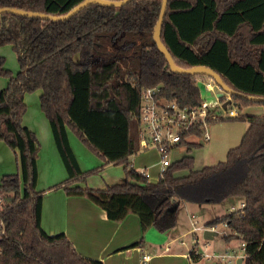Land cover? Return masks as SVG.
<instances>
[{
	"label": "trees",
	"instance_id": "1",
	"mask_svg": "<svg viewBox=\"0 0 264 264\" xmlns=\"http://www.w3.org/2000/svg\"><path fill=\"white\" fill-rule=\"evenodd\" d=\"M83 1L0 0V8L62 16ZM160 8L161 0H132L119 8L90 5L61 22L0 16V47H12L19 67L12 75L0 58V76L7 78L0 91V142L16 155L19 171L0 180L5 200L0 264H102L81 256L63 233L48 235L41 227L39 142L22 125L24 97L35 90L41 91L40 109L67 173L62 185L68 196L87 198L111 221L134 214L143 233L152 226L171 230L184 204L240 199L243 207L205 226L224 222L229 234L222 238L244 243V264H264V116L240 117L248 123L246 132L215 165L194 169L189 154L198 143H182L187 155L172 162L157 182L130 162L138 148L140 90L158 86L160 97L192 108L201 103L196 82L210 81L169 72L152 40ZM161 42L177 66L208 67L233 91L264 98V0H167ZM231 99L240 110L264 108V102ZM68 129L105 165H122L124 181L104 189L73 186L86 173L70 148ZM189 254L199 260L192 250Z\"/></svg>",
	"mask_w": 264,
	"mask_h": 264
},
{
	"label": "crops",
	"instance_id": "2",
	"mask_svg": "<svg viewBox=\"0 0 264 264\" xmlns=\"http://www.w3.org/2000/svg\"><path fill=\"white\" fill-rule=\"evenodd\" d=\"M26 96L27 94L24 97V102L26 100ZM258 107L259 108H252V111H248L249 114L264 116V108L260 106ZM22 125L33 132L35 136H37L40 143V150L38 152L36 161L38 173L36 190L42 195L41 227L48 235L63 233L81 256L98 260L102 264H143L141 259L143 254H148L150 256V260L147 262V264H151L154 257L161 256V252L164 254H173L170 247V242L167 241V239L161 244H153L150 241L144 240L143 234L145 232H142L139 219L136 215L128 214L120 221H111L106 217V213L102 209H100L87 198L68 196L64 191V186L62 185L67 179V173L56 150L48 121L46 118L43 119L42 117H38L37 121L32 120L27 118L26 114ZM247 128L248 123L245 122V126L243 127L244 133L246 132ZM67 137L70 148L76 158L79 168L82 170V172L86 173L84 181H77L73 184V186L88 187L91 189H104L107 186L120 184L124 181V178H117L115 181L108 182V180L112 179V177L106 172L101 174L103 177L102 181L99 183L91 180V178L86 179L90 168H84V170L81 168L80 156L74 150V145L75 147H79L80 151H83L88 155L90 152L69 129L67 130ZM236 140L237 138L234 137L233 141ZM198 144L203 146L201 143ZM180 147L178 146L176 148ZM176 148L170 151L169 158L171 152L174 153ZM191 152L189 155L194 160L195 157L191 154ZM185 155H187L186 150ZM14 157L16 168L18 169L15 154ZM179 157L176 159L179 160ZM220 159L222 161L225 160L223 156H209V162H207L205 157L204 163L200 164L198 167L196 165L195 170L222 162ZM170 161L172 163L177 160L170 159ZM130 162L133 168L137 171L132 161ZM147 166L148 165H143L144 168ZM151 181L156 182L157 178L154 180L151 179ZM210 221L212 220H206V223ZM140 240H142L141 244L136 247L131 246ZM231 241H225V246L218 251L224 252L228 248L234 249V247L231 246ZM208 242H210V240H208ZM167 248L168 250H166ZM189 252L185 255L188 260L192 261L193 263L201 262L200 259L193 261L190 258ZM206 262L208 264H217L215 262Z\"/></svg>",
	"mask_w": 264,
	"mask_h": 264
},
{
	"label": "rangeland",
	"instance_id": "3",
	"mask_svg": "<svg viewBox=\"0 0 264 264\" xmlns=\"http://www.w3.org/2000/svg\"><path fill=\"white\" fill-rule=\"evenodd\" d=\"M0 58H3L4 68L9 70L12 75H15L18 72V64L16 60V55L11 46L5 45L0 47ZM207 82V81H206ZM7 85V78L0 76V90ZM41 91L35 90L31 93H28L26 96V112L22 117V123L25 115L27 118L36 120L38 117L45 119L41 109H40V96ZM221 93V91L214 88L213 92H208L205 90L204 86L200 84V96L202 100L212 102L215 99V95ZM226 95V94H225ZM225 97V96H224ZM242 114H249L252 108H259L258 106H249L247 108H242L241 110L236 107ZM252 111V110H251ZM209 128L211 131V138L208 142H201L197 138H192L188 140V143H201L203 146L196 147L192 149L191 154L194 155V169L204 163L205 157L207 162H209V156L222 157L225 159V155L229 148L237 146L240 143L242 135L244 133L243 127L245 126V121L240 120L239 118L225 120L221 122H216L211 124ZM242 127V129H241ZM237 138L236 141L233 139ZM37 138V136H36ZM38 140V138H37ZM39 142V140H38ZM235 142V143H234ZM230 144V145H229ZM236 144V145H234ZM79 147H75L74 150L80 156L81 168H90L87 173V177L91 180L99 183L102 181L101 174L109 173L112 179H109L108 182L115 181L117 178H124V170L122 165H105L104 161L93 154L91 151L90 154H86L83 151L79 150ZM87 149V148H86ZM40 150V143H39ZM186 146H181L176 148L174 153L171 152L170 159L178 160L185 155ZM39 152V151H38ZM175 158V159H173ZM158 160V156L153 152L146 153H137L130 158L134 167L140 171L145 170L143 165H148L145 170L149 175L150 179L154 180L157 178L159 173L158 167L155 166V163ZM220 161H222L220 159ZM97 166V167H96ZM96 167V168H95ZM16 168L14 152L9 149L4 142H0V179L5 174L18 173ZM187 172H181L180 175H185ZM4 174V175H3ZM107 182V181H106ZM241 208V200L237 198L227 199L219 204H188L182 205L177 214L176 225L167 232H161L155 227H150L143 234L144 240L150 241L153 244H161L164 240L170 242V247L173 254H164L161 252L160 257H154L151 264H208L204 259H200V263H193L188 260L185 255L191 250L192 246L195 244L194 235L192 233L191 227V218H194L200 226H204L206 220H213L214 218H219L227 213H230L234 210ZM233 209V210H232ZM214 238L210 240L209 247L207 249L208 254L212 253H221V248H223L226 242L223 240L220 233L224 232L225 229L221 225H217ZM183 242V245L180 244ZM205 243L203 238V233H198V245L197 249L201 251V246ZM240 242L238 240H232L231 246L239 253L238 247ZM153 253V252H152Z\"/></svg>",
	"mask_w": 264,
	"mask_h": 264
},
{
	"label": "built area",
	"instance_id": "4",
	"mask_svg": "<svg viewBox=\"0 0 264 264\" xmlns=\"http://www.w3.org/2000/svg\"><path fill=\"white\" fill-rule=\"evenodd\" d=\"M196 84L199 90L200 84H202L208 92H213L214 88L219 91L211 80L207 82L198 80ZM224 96L223 98L227 103L225 107H223V103L217 98L216 94L214 101L208 102L201 99L199 106L188 108L181 107L175 100L169 101L160 97L158 86L143 87L140 90L137 116L138 148L136 154L154 152L158 156V160L155 163V166L159 169L157 181L167 167L171 165L169 153L172 149L180 147L182 143H188V140L192 138H197L201 142H208L211 138L209 129L212 126L211 124L244 116L239 110L232 108L237 105L233 102L231 96ZM144 169L146 170L147 167ZM145 170H137V172L149 182H152L150 175ZM241 207H243L242 204ZM4 208L5 200L3 195L0 194V237L5 232L4 222L1 218ZM217 225H221L225 229L220 235L227 237L229 232L224 222L211 226H200L194 218H191L192 233L196 241L191 249L193 255L199 259L217 264H237L238 259H241L240 264H244V243L240 240L239 253L235 249L228 248L221 253L208 254L209 243L205 239V243L201 246V251L197 249L198 233H203L206 230L215 232ZM180 244L183 245V242H180ZM141 259L143 264H147L150 256L143 254Z\"/></svg>",
	"mask_w": 264,
	"mask_h": 264
},
{
	"label": "water",
	"instance_id": "5",
	"mask_svg": "<svg viewBox=\"0 0 264 264\" xmlns=\"http://www.w3.org/2000/svg\"><path fill=\"white\" fill-rule=\"evenodd\" d=\"M132 0H84L83 2L76 5L73 9H71L67 14L62 16H54V15H47L44 13H38V12H31V11H24L19 10L16 8H0V16L3 14H10L17 17H24V18H36L41 20H49L52 22H61L71 19L73 16H75L77 13H79L82 9L90 6V5H97L99 7L103 8H119L122 7L128 3H130ZM167 8V0H161V8L160 13L158 16V20L155 23V26L152 30V40L155 43L157 50L159 53H161L168 65V70L170 73L177 74V75H203L207 78H209L221 91V93L217 94V98L221 99L223 96L229 95L234 96L238 95L241 97H244L245 99L251 101V102H264V98H256L252 96H244L242 94H239L232 89H230L221 79V77L212 69L204 66H194L188 69H183L179 66H177L170 53L166 49V47L161 42V27L163 23V19L165 16ZM227 103L223 104V107H225ZM215 232L210 231H204L203 232V238L205 240H211L213 236H215ZM241 259H238L237 264H240Z\"/></svg>",
	"mask_w": 264,
	"mask_h": 264
}]
</instances>
